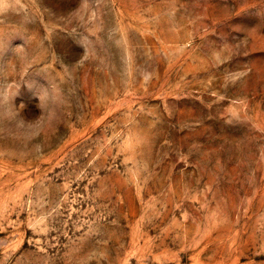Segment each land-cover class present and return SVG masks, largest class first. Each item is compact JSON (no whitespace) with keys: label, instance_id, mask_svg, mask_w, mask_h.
Listing matches in <instances>:
<instances>
[{"label":"rangeland","instance_id":"374dc122","mask_svg":"<svg viewBox=\"0 0 264 264\" xmlns=\"http://www.w3.org/2000/svg\"><path fill=\"white\" fill-rule=\"evenodd\" d=\"M0 264H264V0H0Z\"/></svg>","mask_w":264,"mask_h":264}]
</instances>
